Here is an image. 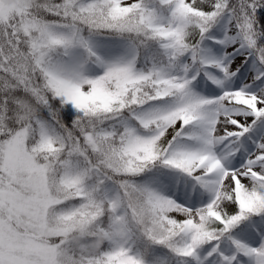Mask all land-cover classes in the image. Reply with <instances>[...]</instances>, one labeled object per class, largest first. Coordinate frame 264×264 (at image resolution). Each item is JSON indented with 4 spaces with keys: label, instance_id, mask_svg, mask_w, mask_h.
Here are the masks:
<instances>
[{
    "label": "snow or ice",
    "instance_id": "snow-or-ice-1",
    "mask_svg": "<svg viewBox=\"0 0 264 264\" xmlns=\"http://www.w3.org/2000/svg\"><path fill=\"white\" fill-rule=\"evenodd\" d=\"M0 264H264V0H0Z\"/></svg>",
    "mask_w": 264,
    "mask_h": 264
}]
</instances>
